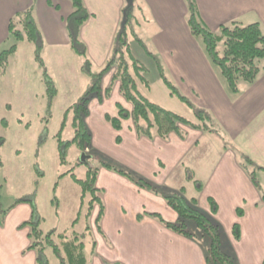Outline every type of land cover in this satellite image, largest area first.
<instances>
[{
  "label": "crops",
  "instance_id": "crops-1",
  "mask_svg": "<svg viewBox=\"0 0 264 264\" xmlns=\"http://www.w3.org/2000/svg\"><path fill=\"white\" fill-rule=\"evenodd\" d=\"M83 1L91 17L81 29V39L87 46L93 68L102 69L111 55L125 0ZM195 3L200 20L209 30H218L233 22L246 26L258 23L264 34V0H195ZM134 4L138 20L136 26L140 27L145 21L153 28L148 33V42L144 34L138 36L152 53L168 63L166 67L171 76L178 78L187 88V96L190 94L199 108L212 115L220 131L217 135L189 129L184 140L176 134H171L167 140L139 138L131 120L123 121L120 132L111 128L105 119L109 114L108 103L98 104L94 100L87 119L92 133V148L159 187L169 190L185 188L188 196L185 186L168 183L169 176L172 178L179 168L184 167L185 183H192L196 192L201 194V199H197L199 207L210 214L209 199L218 205L216 220L222 227V243L226 241L223 250L231 251L237 264H264L262 192L240 160L248 158L264 168V64L254 83L243 86L240 83L239 93L231 96L224 78L209 61L205 48L191 34L185 0H134ZM28 10L35 14L39 29L44 23L57 25L56 35L45 30L43 35L48 41L59 34L58 40L53 42L69 46L65 21L73 13V6L66 0H0V45L11 39L8 32L10 20L17 13ZM112 73L103 79V89L110 85ZM116 89L119 92L118 84L114 87ZM109 101L132 110L130 104L129 108L119 98L112 100L111 96ZM110 116L116 117L117 109ZM118 137L121 143H117ZM200 143L202 148L199 150ZM168 171L170 175L167 176ZM256 172L254 177L261 186L264 171L256 169ZM96 187L102 192L105 210L100 231L95 223L99 206L92 213L90 223L97 248L94 255L90 253L89 264H103L104 260L111 264H206L201 246L168 230L149 216L159 214L168 223L177 221V214L163 199L106 169H100ZM135 197L144 199L146 205L142 207L143 203L138 198L137 204ZM205 198L207 204L201 202ZM149 201L157 202L162 209L148 208ZM27 204L11 207L4 223H0V264L37 263V253L28 250L29 228H21L33 213L31 204ZM239 208L243 210L242 217L237 214ZM109 210L120 212L121 216H109ZM138 216H142V220ZM226 217L229 219L227 225ZM235 224L241 228L239 241L233 237Z\"/></svg>",
  "mask_w": 264,
  "mask_h": 264
},
{
  "label": "trees",
  "instance_id": "trees-1",
  "mask_svg": "<svg viewBox=\"0 0 264 264\" xmlns=\"http://www.w3.org/2000/svg\"><path fill=\"white\" fill-rule=\"evenodd\" d=\"M66 1L71 2L73 6V13L65 21L69 47L73 54L82 58L83 62L80 71L91 78V86L64 113L61 129L56 136L58 155L62 164L66 163L67 152L71 146L76 147L83 156L86 155L87 149H92V133L87 125V119L90 116V104L94 100L102 104L105 100L110 99L116 84L119 85L120 96L132 107V110L129 111L120 103H116L117 116L112 117L106 114V121L118 132L123 128V121L131 120L137 136L150 140L155 137L167 140L171 134H176L184 140L187 136L186 130L189 129L219 134L220 129L217 127L212 115L207 110L194 106L186 96L180 93L166 77L160 58L148 49L144 41L136 33L135 26L138 20L135 16V4L131 8H127L125 4L122 10V21L115 36L111 55L105 66L95 72L93 63L88 55L87 46L81 39V29L91 15L83 0ZM185 2L189 13L187 23L191 34L197 39L200 38L209 61L219 69L228 89L233 94H238L240 82L254 83L263 69L262 64L264 62V34L260 25L255 23L242 26L233 22L230 25L221 26L217 32H212L200 20L195 0H185ZM8 32L9 36L14 40V44L0 54V66L8 65L10 57L17 53L19 44L25 42L34 46L36 61L40 69L43 70L42 81L45 86L48 108L50 110L54 106L58 89L48 74L41 58V48L43 46L40 42L41 32L34 18L33 11L28 10L17 13L9 22ZM136 46L144 52L145 57L155 63L158 74L170 94L177 97L194 111L195 122L168 111L151 101L147 95L151 90V85L147 78L149 70L145 62L135 54L133 49ZM111 71H113L111 83L107 88L103 89V79ZM3 124L8 126L5 120H3ZM68 126L73 131V138L65 142L62 139V133ZM116 141L121 143V138L118 137ZM4 143V138L0 137V173L4 168V162L1 157V148ZM86 157V162H81L88 167L85 179H78L74 174L71 175L73 180L81 187V209L78 218L73 222L72 228L80 221L81 212L87 204L84 233H77L75 230L71 232L50 231L45 233L41 229L42 219L31 201L18 200L16 203L17 205L30 202L32 206L31 219L23 223L21 228H29L30 246L28 250L37 253L36 264H49L45 256L48 250L54 254L58 264H89L87 250L89 249V252L94 255L97 248L90 223L92 213L94 208L99 206L100 211L95 223L100 231V223L105 210L102 192L96 187L100 169L116 173L129 180L139 189L163 198L167 205L177 214V221L168 223L159 214H150L149 216L159 221L168 230L195 242L199 246H201L200 242H207L208 246L203 248L206 264H237L235 255L231 251H224L222 248V227L216 220L218 205L212 198L209 199L211 212L208 214L199 207L196 198L187 199L185 188L171 191L167 188L159 187L95 151L86 155ZM247 163L249 165L254 164L250 159L247 160ZM244 168L246 170V166ZM257 170L264 171V168L257 166ZM249 175L257 189L263 192L254 177V173H249ZM2 188L3 186L0 183V193ZM262 197L264 201V193ZM8 211L2 210L0 207L1 224L4 223ZM238 214L239 216L243 215V210L238 209ZM138 219L142 220V216H138ZM233 237L236 241L241 238V228L238 224L233 227ZM103 264L111 263L104 260Z\"/></svg>",
  "mask_w": 264,
  "mask_h": 264
},
{
  "label": "rangeland",
  "instance_id": "rangeland-1",
  "mask_svg": "<svg viewBox=\"0 0 264 264\" xmlns=\"http://www.w3.org/2000/svg\"><path fill=\"white\" fill-rule=\"evenodd\" d=\"M34 18L36 19L35 14ZM137 26L135 28L137 34L139 36L140 34H144L146 42H148V33H151L153 28L149 27L145 21L140 27ZM242 26H246V24ZM57 29V25L52 23H44L40 26L41 33L43 32L40 38V42L43 45L41 48V58L48 74L58 89L54 106L50 110L48 108L45 86L42 81L43 70L40 69L36 61L34 46L25 42L19 44L18 52L10 57L8 65L0 66V137L5 140L1 154L5 167L1 170L0 175V183L3 185L0 207L3 210L10 211L12 205L15 204L16 207L18 200H28L34 205L39 217L42 219L41 229L45 233L50 231L71 232L72 230H75L77 233H84L87 204L81 212L80 221L72 228L73 222L78 218L81 209V187L73 180L71 175L74 174L78 179L84 180L88 167L81 163V155L74 146L69 148L66 163L62 164L58 155L56 136L61 129L65 111L88 91L91 86V78L81 73L80 69L83 61L80 56L73 54L68 45L55 44L53 42L54 40H58L59 34L54 40L50 41L44 37L45 30L49 34L56 35ZM198 40L204 47L200 38ZM13 44V38L6 40L0 45V54L8 50ZM149 47L152 49L150 45ZM133 50L137 57L145 62L149 70L147 78L150 82L151 90L147 95L151 101L168 111L195 122L194 111L177 97L170 94V91L158 74L159 72L155 63L145 57L144 52L139 47L136 46ZM166 64L168 63L161 61V66L165 70L166 77L182 95L187 96V88L179 82L178 78L171 76V71L168 70ZM216 69L219 71L218 68ZM99 70L96 67L94 68L95 72ZM240 83H242L240 86L245 84L243 82ZM229 92L231 91L229 90ZM191 94H193L192 90ZM230 94L231 96L235 95L232 92ZM187 97L193 102L190 94ZM116 98H119L130 108V105L119 97L117 89L112 93V100H116ZM105 101L108 103L107 112L110 115L115 114V102H110L109 99ZM193 104L198 107L196 101ZM3 120L9 123V128L4 126ZM109 126L111 125L109 124ZM102 130L104 132V129ZM72 138L73 131L68 126L62 133V139L67 142ZM201 148L202 143H200L199 150ZM92 150L95 151L93 148L87 149L86 153L91 154ZM240 160L251 173L257 174V164L255 162L249 165L247 163L248 159L242 160L240 158ZM64 174L66 175L62 176ZM168 175H170V171H168ZM189 175L191 176L190 173ZM185 176L186 170L184 167H181L175 176L172 178L169 176L168 183L175 182L177 187L185 186L188 191V196L186 194V197L189 200L192 198L201 199L200 192H196V189L192 187V183H185ZM174 189L172 188L171 191L180 190V188ZM261 190L263 191L262 197L264 183L261 184ZM123 191L126 190L123 189ZM124 194L127 195V193ZM127 197L132 198L131 195H127ZM137 198L143 203L142 207L146 205L144 199ZM137 198L135 197L134 199L138 204ZM163 201L165 200L163 199ZM201 202L207 204V198L202 199ZM28 203L30 204V202ZM156 203L149 201L148 208L162 209ZM208 207L210 209L209 204ZM117 209L110 208V210ZM134 210H136V207ZM109 216L121 215L120 212L110 211ZM224 220L227 225L229 222L228 217L224 218ZM225 242L222 243L223 248L226 247ZM200 243L202 248L208 246L207 242ZM45 254L49 264H58L57 259L50 250ZM87 254L90 260L89 249L87 250Z\"/></svg>",
  "mask_w": 264,
  "mask_h": 264
},
{
  "label": "water",
  "instance_id": "water-1",
  "mask_svg": "<svg viewBox=\"0 0 264 264\" xmlns=\"http://www.w3.org/2000/svg\"><path fill=\"white\" fill-rule=\"evenodd\" d=\"M126 4H127V8H131L134 5V0H125ZM81 160L84 161L85 160V156L81 157Z\"/></svg>",
  "mask_w": 264,
  "mask_h": 264
}]
</instances>
